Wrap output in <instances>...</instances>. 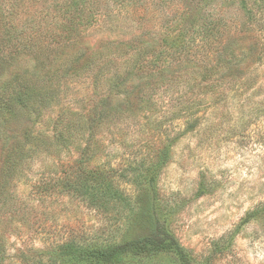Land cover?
<instances>
[{"label": "rangeland", "instance_id": "1", "mask_svg": "<svg viewBox=\"0 0 264 264\" xmlns=\"http://www.w3.org/2000/svg\"><path fill=\"white\" fill-rule=\"evenodd\" d=\"M220 21L246 28L242 0H0V74L8 72L7 56L13 53L23 54L21 63L31 60V64L38 59L45 62L57 53L61 54L58 58L78 53L79 58L108 55L118 59L122 58L117 52L123 45L143 40L171 52L170 46L191 38L194 28ZM214 39L196 37L197 41L191 42L194 50L190 49L185 58L203 60L205 51L199 52L196 47L201 50L203 42H215ZM168 43L170 46L163 47ZM177 57L173 52L160 59L150 57L139 70L159 72L175 65ZM249 76L258 84L248 95L258 92L257 99H264V64ZM141 84L136 76L134 82L120 87L112 106L120 113L131 104L138 106ZM87 90L83 83L79 84L69 94V102L75 104L64 106L74 105L76 111L93 108L95 99ZM58 110L47 113L38 123L26 121L25 136L19 133L20 144L41 136L51 146L48 151L44 144L43 153L29 166H23L20 181L5 179L4 155L9 146L2 132L0 192L5 190L6 194H0V247L4 249V264H30V258L42 253L57 256L58 247L73 237L102 241L121 227H128V236L144 230L136 220L118 224L111 213L74 196L43 191L51 181L53 164L60 169L56 178L64 176V169L82 154L77 143L60 156L54 153L53 122ZM171 121L165 128L167 133H151L145 127L148 120L114 116L113 120L101 122L97 144L105 155L115 156L110 163L117 168L125 160L141 161L145 156L156 160L167 134L174 138L184 131L180 121ZM0 130L3 131L1 123ZM31 147L28 144L26 151L32 152ZM173 152L157 182L162 224L197 264H264V213L244 223L247 213L264 202V119L199 120L195 131L183 132ZM203 180L212 185L211 191L198 196ZM123 187L132 196L138 194L130 183H123ZM232 233L236 237L230 245L227 236ZM145 264L179 263L165 255Z\"/></svg>", "mask_w": 264, "mask_h": 264}, {"label": "trees", "instance_id": "2", "mask_svg": "<svg viewBox=\"0 0 264 264\" xmlns=\"http://www.w3.org/2000/svg\"><path fill=\"white\" fill-rule=\"evenodd\" d=\"M242 9L247 19L246 28L222 21L205 22L193 29L191 38L180 39L176 45L164 44L163 47L172 48L171 52L143 40L123 45L117 52L122 58L118 59L107 58L108 55L79 58L78 53L58 58L59 53H51V59L45 62L38 59L36 64H31V60L21 63L23 54L7 56L8 72L0 74L3 128L0 138L3 132L4 143L9 146L4 155L5 179L8 182L22 180L23 166H29L43 153L44 144L50 151L51 146L41 140V136L24 144L18 143L17 138L20 132L25 136L26 121L38 123L47 113L59 108L53 122L54 153L60 156L77 143L82 154L64 169V176L56 178L60 169L53 164L51 181L43 191L74 196L102 212L111 213L118 224L136 220L144 229L128 236L125 235L128 227H121L111 238L102 241L73 237L58 247L57 256L52 252L42 253L30 258V264H145L165 255L173 263L197 264L161 222L157 182L162 167L174 153V145L183 132L195 131L199 120L264 119V99H257L258 92L248 95L258 84L249 75L264 64V0H242ZM196 37L215 38V42H203L201 50L196 47L199 52L205 51L203 60L185 58L190 49L194 50L191 42L197 41ZM172 52L178 56L175 65L165 66L156 73L139 70L148 64L150 57L160 59ZM136 76L142 82L138 86L139 96L142 91L140 104H131L120 113L112 106V98L120 87L134 82ZM81 83L95 99L93 108L76 111L74 105L65 107L66 103L75 104L69 102V94ZM123 114L128 120H148L145 127L151 133H167L168 128H165L171 120L180 121L179 126L184 127V131L174 138L167 134L156 160L149 156L141 161L125 160L122 167L117 168L110 163L115 156L110 158L112 156L103 153L96 134L103 120H113L114 116ZM87 120H91L90 124ZM28 144L32 152L26 151ZM123 183L136 187V197L128 193ZM211 187L203 180L198 196L208 194ZM0 194L4 196L5 190ZM260 213H264V202L247 213L244 223L251 222ZM235 237L236 233L227 236L230 245ZM4 255L1 246L0 264H4Z\"/></svg>", "mask_w": 264, "mask_h": 264}]
</instances>
